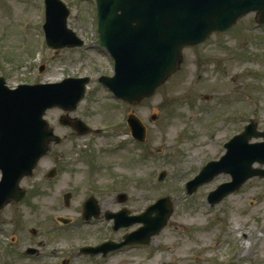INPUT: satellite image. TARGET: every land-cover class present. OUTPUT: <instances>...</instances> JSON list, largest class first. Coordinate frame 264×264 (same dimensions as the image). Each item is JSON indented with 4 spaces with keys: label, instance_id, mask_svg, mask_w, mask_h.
I'll use <instances>...</instances> for the list:
<instances>
[{
    "label": "rangeland",
    "instance_id": "1",
    "mask_svg": "<svg viewBox=\"0 0 264 264\" xmlns=\"http://www.w3.org/2000/svg\"><path fill=\"white\" fill-rule=\"evenodd\" d=\"M63 1L71 10L68 30L85 41L84 49L47 47L43 0H0V78H6L10 89L91 78L85 100L69 115L106 132L71 137L60 123L65 112L47 113L63 142L54 144L34 176L22 183L28 196L0 212V264H264V178L247 181L238 193L214 205L208 202L209 193L231 183L230 175L218 176L193 196L181 187L209 161L220 160L226 154L224 144L251 121L264 131V30L255 28L256 15L202 47L186 50L177 77L140 106L127 105L149 130L145 143L135 145L128 135L114 136L123 110L98 82L103 72L114 75V61L98 44L95 0ZM152 115L158 120L152 121ZM119 144L121 151L111 153ZM93 153H101L98 159L109 166L104 174L93 176L92 166L82 159ZM58 155L70 164H61L65 167L57 168L60 176L48 179L50 170L60 167ZM253 167L264 170L258 164ZM162 172L167 176L160 183ZM94 184L100 189L102 217L125 207L133 215L142 214L164 198L170 199L174 213L147 248L91 261L81 252L86 245L116 239L107 221L87 227L80 218L83 202L97 191ZM68 193L74 195L70 208L64 203ZM121 194L127 195L124 205ZM139 228L120 230L116 236ZM42 242L39 256L25 254Z\"/></svg>",
    "mask_w": 264,
    "mask_h": 264
},
{
    "label": "water",
    "instance_id": "2",
    "mask_svg": "<svg viewBox=\"0 0 264 264\" xmlns=\"http://www.w3.org/2000/svg\"><path fill=\"white\" fill-rule=\"evenodd\" d=\"M97 10L100 43L116 62V76L103 82L117 97L134 104L152 96L179 70L183 48L197 46L214 33L229 31L239 18L251 12H259L264 22V0H97ZM68 17L69 11L60 0H48L49 47L83 45L66 28ZM88 82L89 79L80 83L66 80L62 84L11 91L5 86V79H0V169L4 176L0 183V211L11 200L18 203L24 198L20 182L32 175L48 151L47 144L54 135L44 120L46 111L54 107L76 109ZM135 121V128L143 131L141 122ZM143 137L144 132L140 138ZM253 138L264 139V132H259L254 123L226 145L228 153L221 161L210 163L189 184L190 193L218 175L229 174L233 182L212 195H218V203L249 179L264 177V170L253 168L255 163L264 165V142L250 144ZM164 179L162 174L160 181ZM154 213L157 218H152ZM172 213L170 201L164 199L144 217H124L125 223L115 217L116 229L143 223L145 227L132 238L149 243L167 225Z\"/></svg>",
    "mask_w": 264,
    "mask_h": 264
},
{
    "label": "flooded vegetation",
    "instance_id": "3",
    "mask_svg": "<svg viewBox=\"0 0 264 264\" xmlns=\"http://www.w3.org/2000/svg\"><path fill=\"white\" fill-rule=\"evenodd\" d=\"M71 122L74 123V121H71ZM126 129H127V127H126ZM98 134H99V133H98ZM127 134H128V131L126 132L125 135H127ZM70 136H71V137H76V138L80 139V137H79L78 135H76L75 132H73V131H71ZM87 136H89V135H87ZM87 136H84V137H87ZM60 144H62V142H61ZM60 144H58V145H60ZM57 161H58L59 163H60V162H62V163L67 162L68 164H70L68 161H65L61 155H58V157H57ZM78 162H81V161H78ZM68 164H67V165H68ZM100 164H101V161L98 159V157L93 156V160H92V164H91V166H92V174H93V176L95 175L96 172L100 171V168H99ZM67 165H66V166H67ZM91 166H90V167H91ZM64 167H65V166H63V167H57V168L62 169V168H64ZM57 168H56L57 173L60 175V170L57 169ZM81 175L83 176V175H84V172H81ZM94 186L96 187L95 189H96L97 191L94 190L89 196L100 197V189L98 188V186H97L96 184H94ZM98 217H99V218L93 219L92 222H91L92 224L87 225V227H91L90 225L98 226L100 223H104V222H105V220H104V219H105V216L102 217V214H101V215L98 216ZM110 224H111V226H112V231H113L112 234L115 235V238H116V239L109 238V239H105V240H100V242H99V243H96V245H90V244H89V245H86L85 247H90V249H89L88 251H90L91 254L88 255L87 253H89V252H84V254L88 255V258H89V259L92 258L93 260L90 259L91 261H95V260H98V258H100V255H97V257H96V255H95V256L92 255V253H93V249H92V248H94V247H98V246L102 245V244L105 243V242H121V241L123 240V236L120 237V238H118V237L116 236L119 232H115V231L113 230V223H110ZM125 234H126V233H125ZM41 244H43V242H42V243H39V245H38L39 249L42 247ZM29 248H35V247H29ZM135 248H142V247H140V246H136ZM39 249L37 248V251H36V253L34 254V258L40 255V253L38 252ZM126 249H127V248H126Z\"/></svg>",
    "mask_w": 264,
    "mask_h": 264
},
{
    "label": "bare ground",
    "instance_id": "4",
    "mask_svg": "<svg viewBox=\"0 0 264 264\" xmlns=\"http://www.w3.org/2000/svg\"><path fill=\"white\" fill-rule=\"evenodd\" d=\"M198 225V224H197ZM197 225H192V226H197ZM198 226H200V225H198ZM235 232L237 231V230H234ZM228 234V233H227ZM205 240L203 239V240H201L200 242H199V244L198 245H200V243H202V242H204ZM216 247H214L213 249H215ZM205 251H209L208 249H206Z\"/></svg>",
    "mask_w": 264,
    "mask_h": 264
}]
</instances>
